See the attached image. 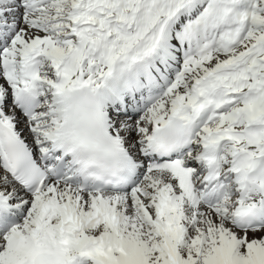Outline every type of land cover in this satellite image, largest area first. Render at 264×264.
Wrapping results in <instances>:
<instances>
[{
    "label": "snow or ice",
    "instance_id": "obj_1",
    "mask_svg": "<svg viewBox=\"0 0 264 264\" xmlns=\"http://www.w3.org/2000/svg\"><path fill=\"white\" fill-rule=\"evenodd\" d=\"M0 264H264V0H0Z\"/></svg>",
    "mask_w": 264,
    "mask_h": 264
}]
</instances>
